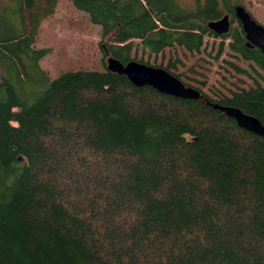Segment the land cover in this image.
Here are the masks:
<instances>
[{
    "label": "trees",
    "instance_id": "16d2710c",
    "mask_svg": "<svg viewBox=\"0 0 264 264\" xmlns=\"http://www.w3.org/2000/svg\"><path fill=\"white\" fill-rule=\"evenodd\" d=\"M57 1L0 0V264H264V139L212 108L264 127V55L238 4L68 0L99 28L102 69L50 79L35 42ZM106 57L200 97L134 87Z\"/></svg>",
    "mask_w": 264,
    "mask_h": 264
},
{
    "label": "rangeland",
    "instance_id": "374dc122",
    "mask_svg": "<svg viewBox=\"0 0 264 264\" xmlns=\"http://www.w3.org/2000/svg\"><path fill=\"white\" fill-rule=\"evenodd\" d=\"M176 2L183 9H191L195 4L193 0ZM231 3L241 5L252 19L264 27V0H231ZM217 43L211 38L206 40L207 47L213 44L215 48ZM99 46V28L90 24L86 16L76 11L68 0L57 1L52 15L41 22L35 42L36 48L49 50L39 61V66L50 79L65 71L101 70ZM137 50L138 56L141 49L138 47ZM142 55L145 59L146 52ZM151 59L149 57L150 64Z\"/></svg>",
    "mask_w": 264,
    "mask_h": 264
},
{
    "label": "water",
    "instance_id": "95a60500",
    "mask_svg": "<svg viewBox=\"0 0 264 264\" xmlns=\"http://www.w3.org/2000/svg\"><path fill=\"white\" fill-rule=\"evenodd\" d=\"M232 14L244 35L246 47L255 48L264 55V27L252 19L241 5L233 6ZM206 26L216 36L224 35L230 26L228 15L223 14L219 19L208 22ZM105 69L123 76L134 87H149L160 94L183 100H197L200 97L197 90L184 86L166 71L134 60L121 64L111 57H106ZM212 108L233 120L238 128L264 139V127L256 118L232 107L213 105Z\"/></svg>",
    "mask_w": 264,
    "mask_h": 264
}]
</instances>
